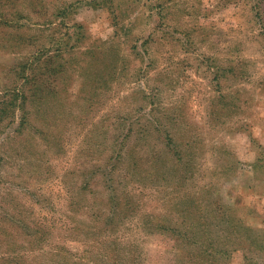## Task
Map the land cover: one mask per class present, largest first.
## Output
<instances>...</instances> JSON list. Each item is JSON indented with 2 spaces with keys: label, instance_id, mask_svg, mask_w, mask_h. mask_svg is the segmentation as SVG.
<instances>
[{
  "label": "rangeland",
  "instance_id": "rangeland-1",
  "mask_svg": "<svg viewBox=\"0 0 264 264\" xmlns=\"http://www.w3.org/2000/svg\"><path fill=\"white\" fill-rule=\"evenodd\" d=\"M0 264H264V0H0Z\"/></svg>",
  "mask_w": 264,
  "mask_h": 264
}]
</instances>
